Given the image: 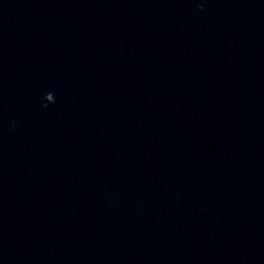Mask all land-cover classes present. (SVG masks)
I'll use <instances>...</instances> for the list:
<instances>
[{
	"label": "water",
	"instance_id": "obj_1",
	"mask_svg": "<svg viewBox=\"0 0 264 264\" xmlns=\"http://www.w3.org/2000/svg\"><path fill=\"white\" fill-rule=\"evenodd\" d=\"M0 264H264V0H0Z\"/></svg>",
	"mask_w": 264,
	"mask_h": 264
}]
</instances>
